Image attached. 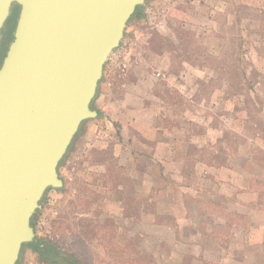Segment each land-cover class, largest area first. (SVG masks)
Masks as SVG:
<instances>
[{"label":"crops","instance_id":"crops-1","mask_svg":"<svg viewBox=\"0 0 264 264\" xmlns=\"http://www.w3.org/2000/svg\"><path fill=\"white\" fill-rule=\"evenodd\" d=\"M167 29L174 32L160 25V32ZM168 41L177 47L175 37ZM134 45L129 38L117 48L110 67L121 63L125 69L116 83L117 78L111 77L98 85L92 101L98 115L83 126L91 146L102 149L116 164L112 171L104 163H88L94 179L91 188L103 194V204L114 213L120 209L122 216L125 208H134L136 230L127 235L136 233L142 253L152 251L160 256L158 262L264 264V182L260 186L257 180L252 182L254 174L248 167L210 159L204 146L212 140L213 127L208 118H197L200 108L190 115L186 111V104L192 105L209 81L210 68L193 65L201 73L191 85L177 80L167 87L163 80L173 73L162 68L171 57L161 54L159 46L135 51ZM195 128L201 129L200 134ZM256 151H251V158ZM142 158L147 159L144 166ZM241 170L250 177L247 186L236 179ZM112 174L120 175L116 185L109 181ZM148 224L155 227V248L150 251L146 246L150 237L143 231ZM159 230L167 236L159 235Z\"/></svg>","mask_w":264,"mask_h":264},{"label":"rangeland","instance_id":"rangeland-1","mask_svg":"<svg viewBox=\"0 0 264 264\" xmlns=\"http://www.w3.org/2000/svg\"><path fill=\"white\" fill-rule=\"evenodd\" d=\"M150 7L155 15L146 13ZM139 11L128 22L120 45L132 38L135 51L159 46L157 50L161 54L167 53L171 62L162 70L173 73L163 80L167 87L177 80L191 85L196 74L201 73L193 65L210 68L209 81L202 85V93L195 102L186 104V111L190 115L200 108L195 113L197 118L209 119L212 140L204 148L210 159L216 164L230 160L248 167L254 174L252 182L257 180L260 186L264 182V0H148ZM161 24L174 32L168 29L160 32ZM174 37L177 47L168 41ZM184 59L191 61L190 64H183ZM110 64L108 60L104 65L100 86L111 77H120L125 69L121 63L113 67ZM167 97L172 103V95ZM91 106L94 107L93 102ZM87 120L58 166L62 187L47 189L34 214L35 235L72 253L78 264H163L152 251L142 253L139 248L142 240L136 233L127 235L135 226L134 208H125L122 216L120 209L114 213L103 204V194L91 188L94 179L88 163L101 162L112 171L116 164L115 159L108 160L109 156L99 147L91 146L89 137L84 136ZM196 130L200 134L201 129ZM218 134L221 138L216 139ZM251 151H256L253 158ZM233 152L237 154L231 156ZM141 160L144 166L147 159ZM119 176L112 174L109 181L116 185ZM249 178L243 170L236 176L243 186H247ZM194 181L197 182L196 178ZM209 184L213 187L210 180ZM165 202L166 199L161 201L163 209ZM149 224L143 228L150 237L146 239L148 251L155 248L152 239L155 227ZM160 234L166 237L168 233L159 230ZM16 264L47 263L30 246L24 245Z\"/></svg>","mask_w":264,"mask_h":264},{"label":"water","instance_id":"water-1","mask_svg":"<svg viewBox=\"0 0 264 264\" xmlns=\"http://www.w3.org/2000/svg\"><path fill=\"white\" fill-rule=\"evenodd\" d=\"M148 0H0V30L15 26L0 59V264L36 241L31 219L92 108L104 65Z\"/></svg>","mask_w":264,"mask_h":264},{"label":"trees","instance_id":"trees-1","mask_svg":"<svg viewBox=\"0 0 264 264\" xmlns=\"http://www.w3.org/2000/svg\"><path fill=\"white\" fill-rule=\"evenodd\" d=\"M139 10H140L139 8H136V10L132 14L131 18L136 14H140ZM82 123H81V125H82ZM79 130H80V127H79ZM79 130H78V132H79ZM78 132L76 133V135L78 134ZM75 136H74V138H75ZM74 138H73V140H74ZM64 157L59 162V165L63 161ZM33 217H34V215H33ZM33 217H32V219H33ZM32 219H31V224L33 225ZM26 245L30 246L34 251H36L39 255L40 260L47 263V264H78L79 263V262H77L76 257L72 253H69V252L63 250L59 245L52 243L49 240H42L41 238L37 237L36 241L29 242Z\"/></svg>","mask_w":264,"mask_h":264},{"label":"flooded vegetation","instance_id":"flooded-vegetation-1","mask_svg":"<svg viewBox=\"0 0 264 264\" xmlns=\"http://www.w3.org/2000/svg\"><path fill=\"white\" fill-rule=\"evenodd\" d=\"M17 10L14 9L11 15L6 19L0 30V59L5 54L7 45L12 38V31L15 26Z\"/></svg>","mask_w":264,"mask_h":264},{"label":"built area","instance_id":"built-area-1","mask_svg":"<svg viewBox=\"0 0 264 264\" xmlns=\"http://www.w3.org/2000/svg\"><path fill=\"white\" fill-rule=\"evenodd\" d=\"M146 13L147 14H152V15H155L156 14V12H155V10H154V8L153 7H150L149 9H147L146 10ZM119 46H121V45H119ZM117 50V49H116ZM113 56H115V51L111 54V56L109 57L110 59H108V60H112V58H113Z\"/></svg>","mask_w":264,"mask_h":264}]
</instances>
